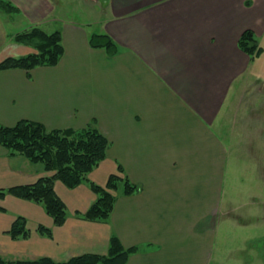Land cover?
<instances>
[{
  "label": "crops",
  "instance_id": "0c3cea01",
  "mask_svg": "<svg viewBox=\"0 0 264 264\" xmlns=\"http://www.w3.org/2000/svg\"><path fill=\"white\" fill-rule=\"evenodd\" d=\"M10 1L26 9L32 25L59 30L64 51L55 65L0 69V125L93 123L109 145L88 180L104 185L120 166L137 188H120L109 216L88 220L80 215L96 198L89 181L68 187L55 180L67 213L60 225L41 204L5 194L0 256L60 261L106 254L115 235L136 248L124 264H242L245 250L255 259L250 263L264 264V246L246 243L252 226H264V183L245 175V161L221 134L233 100L258 80L244 78L253 59L238 39L251 29L264 50V0H101L102 11L92 15L81 7L52 18L40 0ZM92 33L110 35L118 52L92 47ZM6 44L0 61L30 50L11 39ZM46 173L0 144V189ZM18 216L26 237L9 232Z\"/></svg>",
  "mask_w": 264,
  "mask_h": 264
},
{
  "label": "trees",
  "instance_id": "16d2710c",
  "mask_svg": "<svg viewBox=\"0 0 264 264\" xmlns=\"http://www.w3.org/2000/svg\"><path fill=\"white\" fill-rule=\"evenodd\" d=\"M4 4L2 7L7 11L17 9ZM13 40L29 46L30 50L23 55L5 57L0 61V69L19 67L30 70L36 66L55 65L64 51L61 32H47L38 25L18 32ZM89 44L104 48L109 55L118 52V45L107 33L90 34ZM238 45L250 59L259 57L263 52L251 29L242 32ZM0 144L10 155L25 156L33 163L42 164L47 172L32 183L0 189V197L9 193L37 202L53 218L54 223L60 225L66 220L67 213L64 202L54 189L55 180H60L68 187L89 181V172L106 157L109 141L93 123L80 129H47L40 122L21 119L11 126L0 125ZM89 185L96 198L80 215L88 220H105L113 209L116 192L121 188L123 193L131 194L137 188L120 166L116 173L109 175L104 185L92 181H89ZM37 230L46 235L51 234L50 228L43 225H38ZM9 232L14 237L28 236L30 231L25 218L16 217ZM135 250V247L125 248L112 235L106 254L86 253L60 261L46 256L17 259L0 256V264H124Z\"/></svg>",
  "mask_w": 264,
  "mask_h": 264
},
{
  "label": "rangeland",
  "instance_id": "374dc122",
  "mask_svg": "<svg viewBox=\"0 0 264 264\" xmlns=\"http://www.w3.org/2000/svg\"><path fill=\"white\" fill-rule=\"evenodd\" d=\"M3 1V2H1ZM101 0H40V5L50 6L44 8L47 11L46 18H52V16H58L59 14L65 15V13L73 12L75 9L82 7L85 12L92 15L95 10L102 11L103 6ZM4 2L8 6L13 5L17 7L16 10L7 11L2 6H5ZM92 2L95 5H92ZM99 2V6H96ZM39 3V0H38ZM47 4V5H46ZM36 6V5H35ZM38 7V6H36ZM42 8V7H40ZM71 16V15H67ZM34 22L27 15L26 9L18 7L17 4L10 0H0V52L6 50L10 39L14 41V35L20 31H24L30 28ZM264 46V38L261 39ZM15 42V41H14ZM245 79H258L257 81L248 84L240 94L233 100L230 111L225 115L224 126L228 129L221 134L226 137L229 145V149L232 153L242 158L245 162V172L259 178L264 183V50L259 56L252 60L249 68L244 73ZM238 92V93H239ZM240 96V98H238ZM223 124V123H222ZM228 135V136H227ZM230 136L232 138L230 142ZM235 165V162L230 161V166ZM244 175V177H245ZM243 177V178H244ZM243 178L240 179L243 181ZM236 177L234 180L236 181ZM261 184V183H260ZM262 190H264V184H261ZM260 189V191H261ZM264 193V191L262 192ZM263 197L261 198V200ZM247 234L250 236L246 243L249 245L251 242H258L259 245L264 246V237L259 231L264 234V226L258 227L252 226ZM244 263L242 264H254L253 256L243 252ZM253 260V263L250 261ZM248 261V262H247ZM228 264H237L232 261H228Z\"/></svg>",
  "mask_w": 264,
  "mask_h": 264
}]
</instances>
